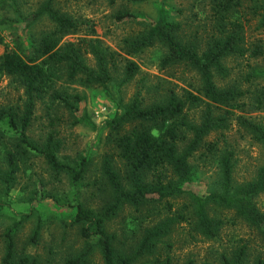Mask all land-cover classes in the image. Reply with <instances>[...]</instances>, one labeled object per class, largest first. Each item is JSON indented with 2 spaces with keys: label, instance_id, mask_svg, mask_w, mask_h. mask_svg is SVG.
Wrapping results in <instances>:
<instances>
[{
  "label": "trees",
  "instance_id": "16d2710c",
  "mask_svg": "<svg viewBox=\"0 0 264 264\" xmlns=\"http://www.w3.org/2000/svg\"><path fill=\"white\" fill-rule=\"evenodd\" d=\"M107 1L114 5L117 0ZM249 2L251 6L257 4L255 0H211L214 14L222 22L228 21ZM19 4V0H0L3 20L20 23L24 31H30L32 40L27 47L21 44L6 48L0 55V75L12 79L22 90L19 104L0 107V212L7 208L4 199L14 189L19 172L37 158L42 159L53 174L65 176L78 194L79 188L85 185L90 159L81 155L73 158L61 155L63 142L54 127L63 119L73 126L90 122L86 112L79 114L78 104L83 97L76 92V87L97 88L117 107L116 113L104 123L107 130L105 141L110 145V151L104 153L100 164L108 200L98 210L79 200L73 199L72 204L59 201L60 206L74 208L71 223L78 227L83 240L82 250L67 259L66 264H86L94 252L99 253L102 264H171L169 256L161 259L154 255L159 242L172 228L187 221L181 211L173 210L170 201L182 195L191 199L195 228L204 237H215L222 225L220 219L209 215L210 206L231 210L264 233V213L252 204V198L264 192V161L254 180L235 185V150L221 146L227 142L224 131L235 115L234 110L241 107L243 92L235 86L219 87L215 82V75L225 79L229 74L224 63L227 57H242L247 52L253 58L264 57L262 42L256 43L252 49L244 47L243 25L234 22L227 24V31L201 48L196 41L183 35L179 23L161 14L147 22L140 34L124 40L125 53L133 56L158 43L163 51L159 70L186 67L194 75L197 86L188 83L194 90L181 89L180 93L177 83L166 81L170 85L164 86L160 97L146 101L143 95L146 83L142 78L126 102L122 95H111L112 72L117 70L115 52L92 38L84 37L77 43L62 42L65 36L80 31L82 23L57 7V0H41L28 12ZM258 8L264 9V4ZM135 18L131 12L116 16V20ZM38 23L44 28L38 32L35 29L33 34ZM260 27L264 28V15ZM83 51L93 56L94 67L85 62ZM252 71V79L264 77V68ZM139 72V65L127 60L119 85L129 83ZM177 78L181 81L180 77ZM262 94L256 99L259 107L264 106V92ZM39 105L45 111L48 131L34 137L31 127ZM200 106L197 118L191 116V110ZM235 119L238 127L261 146L264 154V124L241 115ZM216 133L212 140H208ZM198 150L204 151L200 157L217 158L220 173L219 190L204 196L184 189L192 175L191 159ZM152 201L161 204L167 215L153 226L145 227L135 245L125 247L124 243H119L117 235L111 231L112 221L124 207L138 210ZM23 220L21 217L3 231L0 264H38L35 258L25 253L18 255L16 251L15 238ZM38 234L39 228L36 227L29 240L35 243ZM246 252L247 247L241 245L228 257L224 255L220 264H246ZM151 256H154L153 261H148ZM253 264H264V258H257Z\"/></svg>",
  "mask_w": 264,
  "mask_h": 264
},
{
  "label": "rangeland",
  "instance_id": "374dc122",
  "mask_svg": "<svg viewBox=\"0 0 264 264\" xmlns=\"http://www.w3.org/2000/svg\"><path fill=\"white\" fill-rule=\"evenodd\" d=\"M19 1L22 10L28 12L35 9L41 0ZM255 1L257 4L251 6V2L246 3L224 22L216 18L211 0H117L114 5H110L107 0H57V7L82 23L80 31L65 36L62 42L77 43L84 37L97 39L103 47L116 53L117 70L112 72L114 80L110 84L111 95H122L127 102L142 78H145L143 83H146L143 91L146 101L157 100L164 92V86L170 85L166 81L177 83L180 93L181 89L194 90L197 84L194 75L189 73L186 67L176 66L159 70V59L163 51L158 43L131 56L125 53V39L137 36L147 22L164 14L167 19L179 23L183 35L196 41L201 48H205L207 43L218 37L221 32L227 31V24L241 23L244 47L252 49L256 43L264 44V28L260 27L264 9L258 8L264 4V0ZM123 12L133 13L135 20H116V16ZM2 16L0 13V55L6 48H15L21 44L27 47L32 44L29 30L24 31L20 23L7 22ZM43 28V24L38 23L33 28V34ZM91 32L92 34L86 35ZM82 57L89 66H95L91 54L83 51ZM127 60L138 64L140 72L132 81L120 86L123 66ZM224 63L229 74L225 79L215 75L216 84L219 87L235 86L243 92L241 107L234 110L235 115L231 117L229 127L224 131L227 142L221 145L235 150L237 163L233 180L235 185H239L254 180L264 161L261 146L249 133L238 127L235 119L241 115L264 124V106H257L256 100L257 97L263 96L264 77L252 79L251 76L253 69L264 68V57L253 58L247 52L242 57H227ZM177 77H180L181 81ZM188 83L194 87L188 86ZM76 92L83 97L82 102L78 104L79 114L86 112L90 122L73 126L63 119L54 127V131L63 142L61 155L71 158L81 155L90 159L89 171L84 179L85 185L80 187L76 194L65 176L53 174L39 158L33 159L29 166L23 167L10 196L4 199L7 201V208L0 212V260L3 255V231L12 222L24 217L15 238L18 255L25 253L35 258L38 264H66L67 259L75 257L82 250L83 240L79 236L78 227L71 223L74 208L60 206V202L72 204L73 199L79 200L98 210L108 200L100 164L104 153L110 151V145L105 141L107 130L104 123L116 113L117 107L100 89L76 87ZM21 96L22 90L12 79L0 75V107L19 104ZM200 109L201 106L191 110L190 115L197 118ZM35 114L31 134L39 137L48 131V120L40 105ZM216 135L217 133L210 135L208 140H212ZM203 152L198 150L191 159L192 175L184 185V189L199 196L220 188L217 158L209 155L200 157ZM117 166L121 168V165ZM170 201L173 203V210L177 213L181 211L187 221L172 228L169 235L159 242L154 256L161 259L169 256L171 264H186L189 261L193 264H220L224 255L228 257L232 251L245 245L246 264H253L257 258H264V233L239 218L233 211L214 206L208 208L209 215L220 219L222 225L215 237L207 238L195 228L194 207L189 196L182 195ZM252 204L264 213V192L253 197ZM166 213L162 205L154 201L138 210L126 206L112 221L111 231L117 235L119 243H124L125 247L133 246L141 237L143 229L156 224L167 215ZM36 227L39 228V234L33 243L29 238ZM154 256L149 257L148 261H153ZM86 264H102L99 253L94 252Z\"/></svg>",
  "mask_w": 264,
  "mask_h": 264
}]
</instances>
